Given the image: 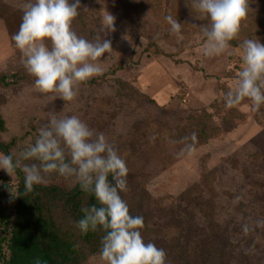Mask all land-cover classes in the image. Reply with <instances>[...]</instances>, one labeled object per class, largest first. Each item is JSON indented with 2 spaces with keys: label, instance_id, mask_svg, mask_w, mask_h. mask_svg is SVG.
<instances>
[{
  "label": "rangeland",
  "instance_id": "374dc122",
  "mask_svg": "<svg viewBox=\"0 0 264 264\" xmlns=\"http://www.w3.org/2000/svg\"><path fill=\"white\" fill-rule=\"evenodd\" d=\"M173 1L164 0L165 5L163 0H80L79 13L84 19L77 17L72 24L78 35L93 39L106 11L115 17L116 30L107 36L101 33L103 39L112 41L113 51L101 58L102 75L109 74L108 81L97 86L82 84L71 102L59 98L49 102L33 90L34 78L23 68L21 53L5 21L0 20V73L22 76L19 85L0 87V113L7 128L0 133V141L13 142L12 153L19 154L34 143L50 113L77 115L105 135L126 165V158L134 155V189L149 196L153 211L148 224L152 231L142 237L146 243L165 250L166 264L169 258L176 264H203L202 252L195 247L203 239L202 229L206 227L202 211L209 196L203 179L213 171L218 193L216 220L230 228L228 240L242 243L251 264H264V105L257 111H253L250 102L238 105L243 116L235 120L232 129L196 148L192 155H180L182 148L170 142L182 120L204 109L212 112L209 106L235 87L242 66L240 43L244 39L264 43V38L245 32L244 28L258 29L261 18L243 24L237 46L208 58L202 53V35L192 27V16L173 5ZM25 2L0 0V8L19 10L22 15ZM84 7L88 10L84 11ZM169 15L181 18L183 39L171 34L165 19ZM117 80L133 88L135 97L122 96ZM214 120L220 123L218 117ZM255 154L261 157L257 159ZM234 160L237 166L232 163ZM1 184L5 189L0 205L9 214L16 196V191L12 195L9 188L11 185L17 189L18 177L12 180L0 169ZM49 184L71 189L77 183L73 178L51 173L43 185ZM190 188L194 193L189 201L184 200L182 195ZM252 238L258 249L251 244ZM186 241V252L179 258L176 251ZM192 252L198 254V261L190 256ZM83 264L104 262L96 254L89 255Z\"/></svg>",
  "mask_w": 264,
  "mask_h": 264
},
{
  "label": "clouds",
  "instance_id": "9594fccd",
  "mask_svg": "<svg viewBox=\"0 0 264 264\" xmlns=\"http://www.w3.org/2000/svg\"><path fill=\"white\" fill-rule=\"evenodd\" d=\"M81 7L80 0H26L21 6V23L11 39L21 53L23 68L34 78L33 90L49 102L75 100L82 84L103 74L101 58L113 51L112 41L103 39L101 33L107 36L116 30L115 17L106 11L97 35L89 40L72 27ZM191 9L197 19L207 21L200 25V32L202 53L208 58L230 49L251 10L250 0H191ZM165 19L171 34L183 39L181 22L171 15ZM239 47L242 66L235 87L224 96L225 107H235L247 99L257 111L264 105V43L244 39ZM188 139L180 141L184 144L180 155L195 151V144ZM195 139L193 133L191 140ZM0 169L12 180L19 169L24 175L25 194L32 193L34 185L46 183L49 174L57 173L73 178L83 192L94 195L98 206L83 208L76 226L82 234L104 231L99 251L104 264H166L165 250L146 243L141 235L144 218L131 215L120 195L127 191L125 161L103 133H97L79 116L50 113L33 144L19 154L0 153ZM9 190L12 195L16 191L11 185Z\"/></svg>",
  "mask_w": 264,
  "mask_h": 264
},
{
  "label": "trees",
  "instance_id": "16d2710c",
  "mask_svg": "<svg viewBox=\"0 0 264 264\" xmlns=\"http://www.w3.org/2000/svg\"><path fill=\"white\" fill-rule=\"evenodd\" d=\"M163 3L166 5L164 0ZM173 3V5L182 7L186 14L192 16L190 18L192 27L201 34L200 25L207 21L196 18L197 14L191 9V0H174ZM250 9L249 15L246 20L242 21L241 27L244 23H250L259 17L261 20L258 29L244 28V31L264 38V0H250ZM78 17L84 19L81 13ZM21 18L19 10L6 6L0 8V20L5 21L11 36L18 31ZM230 43L233 47L237 46L236 40ZM156 52L159 53V50ZM122 67L123 65L119 68ZM108 75L104 74L101 77L93 78L85 85H100L108 81ZM21 81L22 76L19 73L10 76L3 72L0 73V87L2 88H13ZM116 83L119 85L122 96L135 97L136 92L133 88L119 80ZM224 96L220 101L216 100L209 106L212 112L204 109L182 120L171 135L170 142L183 148L184 144L180 141L188 137L187 142L194 143L196 149L219 135L229 132L234 126L235 120L242 118L243 115L239 111L238 105L232 108L225 107ZM247 102L250 101L245 99L239 105ZM262 113L264 115V110ZM215 117L220 119V123L215 122ZM6 130L5 120L0 113V133H5ZM193 133L196 135L195 141L191 140ZM12 146L13 142L3 143L0 141V153L12 154ZM255 157L259 159L261 155L255 154ZM133 158L134 155L126 158L128 161L126 166L129 170L126 177L127 191L120 192V195L127 202L131 215H140L144 218V227L140 229L142 235L152 231L148 224L151 222V212L153 211L149 205V196L144 191L137 192L134 189L136 179L131 170L136 165ZM232 163L237 166L238 162L234 160ZM247 171V169L244 170L246 173ZM16 175L18 186L13 211L8 214L0 205V264H83L89 255L99 254L100 241L105 234L104 231L98 229L96 232L89 231L87 234H82L76 226V222L83 217L81 210L97 205L94 195L83 192L79 184L71 189L64 188L59 184L34 185L33 192L25 194L24 175L19 169H17ZM109 180H112L111 175ZM203 180L209 197L204 201L205 209L202 211L206 225L202 229L203 239L195 247L202 252L201 262L203 264H251L250 254L244 252L242 243L228 240L230 228L220 225L214 215L215 199L218 197L214 187L216 174L213 171L208 172ZM4 189L5 185L1 184L0 200ZM193 193L194 189L190 188L182 195V198L189 201ZM166 215L168 212L164 213L165 217ZM261 233L264 235L263 231ZM187 242L179 244L180 248L176 251L177 257L180 258L185 254ZM251 244L257 249L259 248L256 239L252 238ZM190 256H193L197 261L200 258L194 252L190 253ZM168 260L169 264H176V261L170 258Z\"/></svg>",
  "mask_w": 264,
  "mask_h": 264
}]
</instances>
